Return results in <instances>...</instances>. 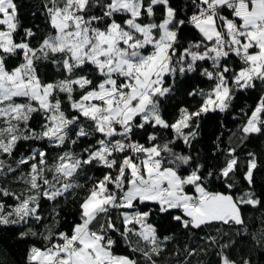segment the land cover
Returning a JSON list of instances; mask_svg holds the SVG:
<instances>
[{"label":"snow or ice","instance_id":"6c2138e0","mask_svg":"<svg viewBox=\"0 0 264 264\" xmlns=\"http://www.w3.org/2000/svg\"><path fill=\"white\" fill-rule=\"evenodd\" d=\"M40 14L48 27L38 44L24 38L31 28L17 41L18 6L0 0V226L32 239L25 264H159L174 236H161L153 216L186 231L229 228L178 248L177 264L210 248L217 264H252L231 250L249 236L264 246L243 211L262 205L258 157L247 154L238 180L236 147L205 173L178 146L191 149L202 118L227 112L235 92L264 85V0H186L183 10L172 0H40ZM197 73L207 88L186 91L194 103L166 116L178 80ZM238 132L241 144L264 135V95ZM69 204L73 219L61 221ZM116 237L129 254L116 252Z\"/></svg>","mask_w":264,"mask_h":264},{"label":"trees","instance_id":"16d2710c","mask_svg":"<svg viewBox=\"0 0 264 264\" xmlns=\"http://www.w3.org/2000/svg\"><path fill=\"white\" fill-rule=\"evenodd\" d=\"M15 2L18 6V20L20 24L15 38L19 41L24 37V29L31 28L35 36L24 38L30 39L31 43L35 46L45 34L48 27L44 17L40 14V0H15ZM185 2L186 0H172L173 6L181 10L184 9ZM192 35L193 33L191 30H185V38L190 39ZM45 71H47L48 76H51L54 69L46 70L41 66V73L43 74ZM197 86L203 88H207L208 86L207 81L201 78L198 73L180 78L178 80L180 91L177 92L172 99L163 101L162 107L166 116L175 115V111L180 105L194 103L193 100L185 95V92ZM261 95H264V85L260 82H257L254 89L235 92L232 106L227 112L209 113L202 118L200 121L199 135L193 141L191 149L186 148L182 144L178 146V150L179 148H183L185 152H190L192 156L196 158V163L203 164L205 166L203 169L205 173L209 170L221 167L224 162L226 150L229 147H236V154L241 161V167L238 168L236 177L238 180L241 179L243 171L246 170L243 167V163L247 158V154L252 152L258 157L259 167L254 174V190L257 197L261 199L262 205L256 209L246 207L243 210L246 223L249 225L250 235H259L261 231H264V135L253 134L241 144L238 139V126L242 123L244 114L248 113L249 108L255 107ZM137 138H140V134H138ZM141 142H143V140H141ZM28 147L29 145L27 143L22 142L17 149V154L26 152ZM76 150L79 151V147H76ZM55 151V149H50L49 156H53ZM101 171L102 170H89L88 175L99 176ZM8 179L11 180L10 177ZM0 183L7 184L8 181H0ZM10 186L17 191L22 187V185L15 182L11 183ZM210 187L214 190H219V182L214 181ZM243 187H247L246 183H243ZM43 207L45 209L49 208V202L44 201ZM71 210V204L63 208L60 215L61 221H64L65 218L68 221L73 219L71 215H68ZM43 214L45 216L48 215L47 211ZM153 222L157 224L161 236H174V239L167 243L166 250L159 257V264H177L178 259H183L182 255L180 257L176 255L178 248L182 252L185 244L193 248L202 246L204 241L201 237H204L205 234L208 233L216 235L217 228H221L224 232L229 231L227 226L218 224L197 231H186L178 223L166 217L157 218L153 216ZM19 230H21V226H0V264H25L26 248L28 243L32 242V239L29 238L27 241H20L18 239ZM116 239V252L119 254H129V250L125 247L124 242L120 240L119 237H116ZM231 252L237 259L243 257L251 259L252 264H264V246L254 245L251 242L250 236L244 239L237 238L236 247L233 248ZM190 260L191 264H197V261H199L200 264H217L215 250L211 248L207 253L193 256Z\"/></svg>","mask_w":264,"mask_h":264}]
</instances>
